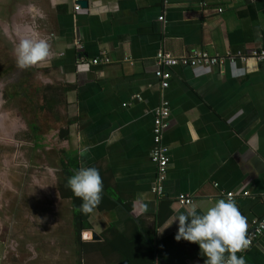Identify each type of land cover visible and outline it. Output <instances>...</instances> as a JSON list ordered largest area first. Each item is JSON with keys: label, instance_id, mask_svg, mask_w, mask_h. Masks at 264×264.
<instances>
[{"label": "crops", "instance_id": "1", "mask_svg": "<svg viewBox=\"0 0 264 264\" xmlns=\"http://www.w3.org/2000/svg\"><path fill=\"white\" fill-rule=\"evenodd\" d=\"M78 2L86 8L46 0V34L30 37L49 45L48 57L32 67L40 65L61 92L65 151L79 168L99 170L102 193L115 204L93 210L92 228L81 233L90 251L79 264H204L199 245L177 241V222L166 221L186 207L180 196L203 209L228 193L246 218L245 235L264 218V61L175 67L166 70L163 91L156 56H250L264 48V0ZM101 54L111 63L80 60ZM162 97L171 110L163 137L170 161L158 199L151 151ZM109 245L116 248L104 256L100 248ZM243 256L246 264H264V236Z\"/></svg>", "mask_w": 264, "mask_h": 264}, {"label": "rangeland", "instance_id": "2", "mask_svg": "<svg viewBox=\"0 0 264 264\" xmlns=\"http://www.w3.org/2000/svg\"><path fill=\"white\" fill-rule=\"evenodd\" d=\"M46 6L0 0V264H79L71 203L57 190L68 149L61 92L40 65L18 67L14 52L36 30L45 36Z\"/></svg>", "mask_w": 264, "mask_h": 264}, {"label": "clouds", "instance_id": "3", "mask_svg": "<svg viewBox=\"0 0 264 264\" xmlns=\"http://www.w3.org/2000/svg\"><path fill=\"white\" fill-rule=\"evenodd\" d=\"M14 52L18 67L26 68L46 59L49 45L45 39L22 38ZM86 152L84 148L79 155L83 157ZM66 183L81 199L79 207L82 212H90L99 202L103 184L97 168L81 167ZM174 222L178 224L174 238L197 243L206 257L204 264H246L244 256L236 254L247 248L249 243L245 235L246 218L230 196L216 199L203 209L196 203H190L183 211L174 212L168 218L167 227Z\"/></svg>", "mask_w": 264, "mask_h": 264}, {"label": "built area", "instance_id": "4", "mask_svg": "<svg viewBox=\"0 0 264 264\" xmlns=\"http://www.w3.org/2000/svg\"><path fill=\"white\" fill-rule=\"evenodd\" d=\"M75 3V11H79L81 9L78 4V0H74ZM222 10H220L221 12ZM163 17L159 20L163 21ZM81 61H88L93 66L100 65H108L111 63L110 59L106 56V54H101L97 58L94 59H84L81 58ZM249 60L255 61H264V48L253 51L250 56H244L242 54L238 55H229L225 57L220 56H211L206 52L194 51L191 54L182 56V57H174L166 52H159L156 56V64L158 66V70L156 72V77L160 80V86L163 91L168 88V81L170 74L167 73L166 70H170L175 67L183 66H200V67H218L223 66L226 62L235 63L240 61L242 63H246ZM138 101H141L140 96L135 97ZM126 106V105H125ZM171 115L170 104L165 99V97L161 98L160 104L153 112V149L151 151V162L156 168V183L153 189L155 196L158 199H161L164 196V185L167 179V169L169 164V155L168 148L164 145L163 137L165 130L168 126V119ZM227 197L235 198V194L228 193ZM179 204L182 206H187L190 203H193L191 199H188L186 196L179 197ZM264 236V218L259 222H255L254 227L246 234V238L248 239V246L245 249H242L240 252H237V256L243 255L248 252L254 243Z\"/></svg>", "mask_w": 264, "mask_h": 264}, {"label": "trees", "instance_id": "5", "mask_svg": "<svg viewBox=\"0 0 264 264\" xmlns=\"http://www.w3.org/2000/svg\"><path fill=\"white\" fill-rule=\"evenodd\" d=\"M69 137L68 130H62L60 133V139L67 140ZM62 160L60 161V173L61 176L57 183V190L59 196L64 200L71 201L72 214H73V228H74V242L76 245L77 257L81 259L82 256L89 253L90 246L81 240V233L83 231L91 229V224L89 222V217L91 216L93 210L99 209H107L109 207H115V204L111 202L109 196H105L104 193L101 192L99 202L92 208L90 212H82L79 205L81 204V199L76 197L70 188L67 187V179L73 175L74 171L79 169L77 164V159L74 157L73 152H67L65 150L61 151ZM115 240V239H114ZM118 241V240H116ZM115 242V241H114ZM116 245L113 247L107 246L106 250L103 247L100 248V251L104 256L111 255L115 250ZM112 249V250H111Z\"/></svg>", "mask_w": 264, "mask_h": 264}, {"label": "water", "instance_id": "6", "mask_svg": "<svg viewBox=\"0 0 264 264\" xmlns=\"http://www.w3.org/2000/svg\"><path fill=\"white\" fill-rule=\"evenodd\" d=\"M81 3V4H80ZM78 4L80 5V7L82 8H86L87 4L85 2H78ZM94 240H100L96 235H94ZM121 264H128V262H123Z\"/></svg>", "mask_w": 264, "mask_h": 264}, {"label": "flooded vegetation", "instance_id": "7", "mask_svg": "<svg viewBox=\"0 0 264 264\" xmlns=\"http://www.w3.org/2000/svg\"><path fill=\"white\" fill-rule=\"evenodd\" d=\"M60 198H61V197H60ZM61 200H64V199L61 198ZM70 203H71V201H70ZM71 208H72V207H71ZM72 217H73V214H72ZM72 219H73V218H72ZM73 233H74V229H73Z\"/></svg>", "mask_w": 264, "mask_h": 264}]
</instances>
